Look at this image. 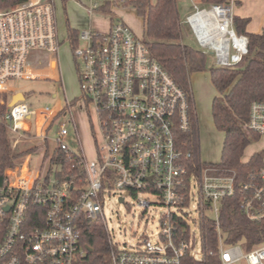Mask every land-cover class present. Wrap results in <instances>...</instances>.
<instances>
[{
    "label": "built area",
    "instance_id": "obj_1",
    "mask_svg": "<svg viewBox=\"0 0 264 264\" xmlns=\"http://www.w3.org/2000/svg\"><path fill=\"white\" fill-rule=\"evenodd\" d=\"M232 18L231 4L218 3L194 5L183 20L216 67L233 68L248 52V38L235 31ZM79 39L86 45L74 47L73 55L83 63L77 73L81 99L95 115L90 120L98 132L95 155L88 159L80 147H68L64 122L54 133L55 146L45 144L53 121L61 111L67 116L70 105L57 111L32 107L22 91L23 100L7 104L1 118L12 148L35 140L39 149L14 158L0 175V264H75L84 254L78 244L81 217L101 224L111 264H181L185 254L201 260L207 219L221 264H264V242L245 252L227 245L219 222L227 198H237L249 219H264V167L242 179L202 160L189 164L191 152L183 150L181 135L190 129V97L150 54L143 37L114 19L107 31L87 28ZM59 45L52 0H25L0 11V103L1 94L10 101L19 91L9 84L13 79L46 75L52 64L42 70L35 63L40 53L54 54ZM244 127L264 136V101L250 103ZM57 151L67 169L52 160ZM122 191L145 208L152 202L140 194L155 196V204L165 207L154 239L144 233L135 244L113 240L104 203L112 196L123 202Z\"/></svg>",
    "mask_w": 264,
    "mask_h": 264
},
{
    "label": "trees",
    "instance_id": "obj_2",
    "mask_svg": "<svg viewBox=\"0 0 264 264\" xmlns=\"http://www.w3.org/2000/svg\"><path fill=\"white\" fill-rule=\"evenodd\" d=\"M24 1L0 0V11ZM180 1L105 0L102 4L93 6V10L110 13L112 4H120L132 7L136 15L141 18L142 37L150 54L161 63L190 97L192 106L190 129L181 135L183 150L191 152L188 158L189 164L199 165L201 161L198 116L190 86V77L193 73L206 70L209 72L211 84L217 92L211 100L212 122L217 130L223 132L220 161L211 164L216 165L222 171H235L244 179L246 173L264 167V154L261 151L253 152L246 161H242L245 148L257 142L261 137L260 134L245 129L244 123L248 118L250 103L264 101V29L260 33L247 32L245 28L248 19L233 15L232 22L235 31L248 38V52L233 68L208 66V54L185 44L182 40V24L185 17H182L180 11ZM218 3H229V0H199V5L204 7ZM114 19L116 18L110 17L111 22ZM67 39L74 48L79 40V31L68 26ZM1 95L5 101L0 103V175L6 167L13 164L14 158L33 151V147L22 151L12 148L11 138L1 118L7 109V94ZM67 104L71 106V102ZM45 142L47 144V141ZM36 146L39 147V144ZM52 160L61 161L65 169L69 167V163L59 151ZM203 163L207 162L203 161ZM219 222L225 236L224 242L227 245L238 244L242 241L246 251L264 242V219H249L239 206L237 198H227L222 202ZM77 224L78 244L84 249V254L77 259L75 264H111L110 248L101 224L84 217H81ZM201 231L203 235L202 259L197 260L185 254L181 259V264H221L215 253L216 232L210 219L206 220Z\"/></svg>",
    "mask_w": 264,
    "mask_h": 264
},
{
    "label": "rangeland",
    "instance_id": "obj_3",
    "mask_svg": "<svg viewBox=\"0 0 264 264\" xmlns=\"http://www.w3.org/2000/svg\"><path fill=\"white\" fill-rule=\"evenodd\" d=\"M52 1L55 6L57 34L60 40V45L56 51L59 81L53 78H33L28 80L13 79L9 84L15 89L22 91L25 95V100L31 104L32 107L48 106L54 108L64 105L65 100L69 103L71 102L67 116L56 118L50 126L47 145L50 148L55 146V142L53 141L54 133L60 122H64L68 129V136L65 139L68 147L73 151H77L80 147L84 155L88 159H91L95 155L94 134L98 136L95 127L96 124L92 127L90 122L91 119L95 122V115L93 109L90 106L87 107L81 99V90L77 73L82 69L83 63L73 55V48L67 39V27L70 26L75 28L79 32L89 27L92 30L99 31L100 29H104L105 25L108 23V19L113 16L125 22L137 36L142 37L143 25L141 18L136 15L132 7L122 6L119 2H117L119 5H111L110 13H102L95 9L93 10V6L102 4L105 0ZM194 5H199V0H181L179 2L183 18L194 8ZM89 11H92V13ZM182 25L183 42L197 48V43L189 27L186 24ZM85 45L86 41L79 39L75 48H81ZM208 60V66H214L212 56L208 55ZM190 86L198 116L201 160L207 163H218L221 155L222 133L214 127L212 122L211 97L215 88L211 84L209 72L206 70L193 73L190 77ZM9 98L10 95L7 94L6 104H8ZM77 137L80 143H78ZM254 145L264 154V138L258 140ZM30 147H33L31 153L38 152L39 147L36 146L35 140L31 142L22 140L15 149L22 151ZM252 147L253 146H249V148L245 150V155ZM24 155L23 153L18 157ZM35 159H33L32 162H35ZM47 168L48 159L44 162L41 171L42 175L46 174ZM121 193L125 197L123 202H119L117 196H112L107 198L104 203V215L108 229L113 233V240L119 244H135L142 238L144 233H146L150 239H154L160 227L158 221L159 216L165 211V207L155 204L157 198L150 194L139 195L142 198L148 197V201L152 202L148 208H145L137 203L136 198L129 196L126 191H122ZM238 246L245 252L242 241L238 243ZM197 249L199 250L198 245ZM235 264L246 263L244 261H239Z\"/></svg>",
    "mask_w": 264,
    "mask_h": 264
},
{
    "label": "crops",
    "instance_id": "obj_4",
    "mask_svg": "<svg viewBox=\"0 0 264 264\" xmlns=\"http://www.w3.org/2000/svg\"><path fill=\"white\" fill-rule=\"evenodd\" d=\"M229 3L232 6L233 15L248 19V23L246 24V28H245L247 32L260 33L264 29V0H229ZM89 12L92 13V11H89ZM110 24H111V20L109 18L108 23L105 25L104 29H100L99 31H107L110 27ZM39 55H40L41 59L38 63H35V64L40 65V68L42 70H46L47 68L45 66L52 64L53 61L55 62V65L54 66L52 65L48 69L49 70L48 73L46 75L42 76L41 78L42 79L53 78L54 80L59 81L58 61L56 58V53L51 54L48 52H42ZM216 94H217V92H216V90H214V93L212 94L211 100ZM67 103H69V102H67L65 100L64 105L56 106L53 108V110L57 111V110H61L64 108L66 109ZM62 113L63 112L61 111L59 113V115L57 116V118L61 117ZM221 133H222V140H221L222 141L221 147H222L223 132H221ZM262 138H264V136H261L259 140H261ZM77 141H78V143H80L78 137H77ZM256 143L257 142L251 143L245 148V150H247L249 148V146H253L246 153V155H245V151H244L242 161H246L253 152L259 151L258 148L255 147V145H254ZM263 160H264V156H263Z\"/></svg>",
    "mask_w": 264,
    "mask_h": 264
},
{
    "label": "water",
    "instance_id": "obj_5",
    "mask_svg": "<svg viewBox=\"0 0 264 264\" xmlns=\"http://www.w3.org/2000/svg\"><path fill=\"white\" fill-rule=\"evenodd\" d=\"M23 99H24L23 93L21 91H18L14 95H12L11 100L8 102V106L12 105L17 100H23Z\"/></svg>",
    "mask_w": 264,
    "mask_h": 264
}]
</instances>
